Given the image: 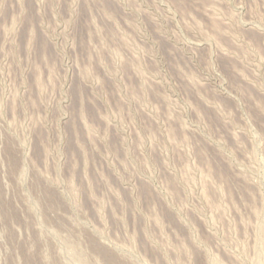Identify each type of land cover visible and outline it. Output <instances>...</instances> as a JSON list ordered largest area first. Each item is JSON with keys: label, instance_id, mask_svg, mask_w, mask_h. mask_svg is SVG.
<instances>
[{"label": "rangeland", "instance_id": "374dc122", "mask_svg": "<svg viewBox=\"0 0 264 264\" xmlns=\"http://www.w3.org/2000/svg\"><path fill=\"white\" fill-rule=\"evenodd\" d=\"M0 264H264V0H0Z\"/></svg>", "mask_w": 264, "mask_h": 264}, {"label": "bare ground", "instance_id": "6f19581e", "mask_svg": "<svg viewBox=\"0 0 264 264\" xmlns=\"http://www.w3.org/2000/svg\"><path fill=\"white\" fill-rule=\"evenodd\" d=\"M213 25H214V24H213ZM216 28H217V27H216ZM43 44H44V43H43ZM42 47H43V51L46 52L47 47L45 46V44L42 45ZM44 52H43V53H44ZM218 173H219V172H218ZM220 173H222V172H220ZM222 175H224V174H222ZM225 179H226V178H225ZM223 182H224V181H223ZM144 192H145V194L149 195L148 192H147L146 190H144ZM231 195H232V194H231ZM147 197H148V196H147ZM156 222H157V221H156Z\"/></svg>", "mask_w": 264, "mask_h": 264}]
</instances>
